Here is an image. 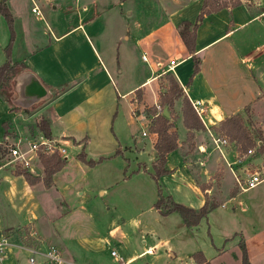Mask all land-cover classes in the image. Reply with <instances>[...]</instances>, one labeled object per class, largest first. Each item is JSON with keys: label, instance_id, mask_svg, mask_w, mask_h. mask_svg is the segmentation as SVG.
<instances>
[{"label": "crops", "instance_id": "crops-1", "mask_svg": "<svg viewBox=\"0 0 264 264\" xmlns=\"http://www.w3.org/2000/svg\"><path fill=\"white\" fill-rule=\"evenodd\" d=\"M224 1L227 6L206 14L195 30L194 57L199 69L193 74V56L187 51L178 30L182 21H196L203 0H6L13 15L11 56L14 61H21L25 65L20 80H36L45 88L46 94L31 102L34 99L25 97L18 85L12 93L23 101L22 104L0 97V105L3 102L12 115L2 122L3 126L7 123L9 128L6 136L4 129L0 142L16 136L17 130L13 131V126L17 118L25 116L20 111L16 112V108L33 106L42 101L35 113L50 124L53 142L64 149L62 157L66 162L62 139L65 141L68 138L85 140L88 143L86 154L94 159L100 158L102 162L118 160L120 154H115L117 148L122 157L130 159L124 153L126 151L121 150V142L115 143L109 135L113 115L117 114L115 109L123 102L129 110L128 124L134 126L138 117L131 111H142L145 105H160L159 79L169 72L189 102L201 103L205 127L193 129V143L186 145L189 129L183 123V97L173 102L168 116L169 121L174 123L171 131L177 134V148L166 156L165 167L169 172L158 179L161 193L164 197L170 196L174 202L193 208L201 207L207 197L214 200L217 206L207 214V219L216 211L223 217L236 214L237 196L247 191L237 186L227 165L237 157V147L229 140L222 157L211 141L210 127H218L223 119L235 114H240L244 120L245 108L255 107L264 100V1L239 0L238 4H231L233 0ZM151 7H157L161 14L153 24L144 28L137 19L129 22L135 12L138 16L139 10L143 12L144 8ZM149 38L152 40L148 43L145 40ZM9 41L10 30L0 13V65L6 61L4 49ZM123 41V58H120L118 51ZM146 51L151 53V58ZM171 60L175 63L173 67ZM143 65L146 73L141 76L138 72L144 69ZM61 87L65 89L59 91ZM175 115H180V118L174 120ZM142 116L141 131L132 129L129 144H124V150L136 153L146 149L152 170L139 171L140 164L144 162L136 158L138 168L135 173L150 176L154 172V145L158 136L150 130L149 119ZM263 123L264 120L259 122L262 142L259 141L258 146L264 145ZM143 131L145 135H142ZM138 141L143 148H137ZM259 153L263 154L264 151ZM249 164L264 169V162L261 165ZM124 165L125 161L121 159L120 168ZM237 171L244 176L243 166L238 167ZM57 173L53 174L50 187H45L42 182L34 184L38 188V184L42 183V188L37 190V202L31 203L32 206L35 204V209L42 211L47 220L53 222L63 219L69 210L59 200L45 202L39 195L53 192ZM227 174L231 176L233 186L231 195L225 198L221 184ZM149 182L153 188L151 198L155 203L158 198L157 184L151 177ZM150 188L148 183L149 196ZM194 195L197 196L195 203L191 202V198L195 199ZM154 203L155 219H167L178 213L174 211L161 216ZM140 215L137 213L109 223L107 235L99 233L87 237L75 234V246H72L75 250L66 244L74 235L69 236L62 228L58 233L60 245L57 248L66 264H162V259L168 253L162 247L163 238L158 234L160 229L151 228L146 218L142 219ZM259 219V228L253 232L257 237L256 246L264 255V239H259L264 235V216ZM182 222L180 229L185 225L183 219ZM114 239L118 240L116 248H113ZM42 240L41 244L45 239ZM239 240L245 245L244 238L239 237ZM41 244L39 248L43 252L46 248L43 249ZM108 248L113 263L100 257ZM112 250L121 260L111 254ZM17 252V247L10 245L4 264H30L28 258L31 254L28 251H22V254ZM196 252L199 250H193L188 260L177 258L170 252L173 260L169 264H198L192 257ZM224 252V249H220L217 255ZM35 261L36 264H49L41 254L35 257Z\"/></svg>", "mask_w": 264, "mask_h": 264}, {"label": "rangeland", "instance_id": "rangeland-1", "mask_svg": "<svg viewBox=\"0 0 264 264\" xmlns=\"http://www.w3.org/2000/svg\"><path fill=\"white\" fill-rule=\"evenodd\" d=\"M138 12L140 14L138 13L137 16L135 12L129 22L137 19L142 22L141 24L144 28H147L161 17L157 7L144 8L143 12H140V10ZM84 13L85 11L83 15ZM151 40L152 39L149 38L145 41L149 43ZM123 50L124 41L118 51L121 54L120 58H123ZM146 54L151 58V53L149 51H146ZM18 63H20V65L22 64L21 61H18ZM144 65H146V63ZM145 69L146 67H144V69H139V75H144L146 73ZM22 72L23 68L13 77L10 84H13L12 89L19 85L22 90L21 93L26 97L29 95L27 91L30 81L27 78L20 80ZM167 74L162 75L159 79L160 91H166L169 86ZM9 101L15 104H18V102L22 104L23 102L19 100V98L17 99L15 94L11 95ZM30 101L34 102L35 99ZM261 102L255 107L251 106L248 108L247 113H245V119L243 120L244 127L249 131L252 137H257V131L260 127L259 122L264 120V100L262 103ZM41 103L42 101L33 106L31 103V106L24 105V108H16V112L20 111L21 115H25L17 118L15 126H13L15 127L13 131L17 130L15 132L16 136H14L13 139L3 140L5 142L1 141L2 143H6L7 152L0 158V237H6L10 240V243L31 247L39 252H42L39 248L41 244L40 241L45 239L41 244L43 249L46 248V250L42 252L44 253L49 250L51 246H56L57 248V246L60 245V236L58 233L61 232L63 228L69 236L74 235L73 238L67 240L66 244L69 245L72 250H75L72 247L75 246V234L87 237H92L99 233L107 235L109 223L112 224V222L127 219L130 216L140 213L142 214L140 215L142 219L146 218V223L151 228L155 230L160 229V231L158 230V234L163 238L162 247L165 248L168 253L167 257L162 259V264H169L173 260V257L169 256L170 252H173L177 258L181 257L184 260H188L190 253L195 249L196 251L199 250L204 253L206 257L210 259L211 264H242V251L239 237L245 240V248L251 264H264V255H261L256 246L257 237L253 232L257 231L259 228V218L264 216V179L254 188L247 189L242 195L237 196L236 204L238 205L235 207L236 214H230L228 217L219 216V212L216 211L210 218H202L196 227L189 228L183 224L184 226L181 229L179 224L183 222L179 213H174L167 219L163 217H161L160 220L155 219L157 213L152 206L154 200L152 201L153 198H151L153 194L152 184L149 182L151 176L148 174L135 173L138 168L136 158H140V161L144 162V164H140L139 171H144L145 169L146 172H149L152 170L148 161L146 149L145 151L141 149L139 152L130 153L128 150H124V144H129L128 141L130 140L132 129H137L139 132L141 131L143 127L140 122V119L143 117L142 114L149 119L151 125L154 116L153 112L157 111V113H160L161 107L158 108L145 105L142 111L133 109V111H131L132 114L135 113L138 117L137 123H135L134 126L128 124L129 110L123 102H120L115 109L117 110V114L115 113L113 115V120L109 128V135L111 134L114 138H112V140L115 143H117V141L121 142V150L123 152L126 151L124 153H126V156L128 155L130 159L122 157L121 151L117 148L115 154H120L117 156L118 160L102 162V159H94L86 154L88 143L85 140L75 141L68 138L63 141L62 139V144L66 149V153L63 156L67 157V162L54 177L55 185L52 190L53 192L50 194H40L39 198L45 202H47V200L53 201V199H57L69 211L66 216L59 221L53 222L47 220L40 209L34 208L36 207L35 204L34 206L31 205L32 202H37L38 197L36 193L39 188H42V183L38 184L37 188V185H29L24 177L15 175L16 168L20 166L11 162L13 158L10 151V149L14 147L20 148L21 150H28L30 144L36 145V149L34 148L35 150L40 149V145H42L40 143L44 141V138L36 127L35 123L39 114L35 112H37V107L41 105ZM180 112L181 111H178V114H181ZM171 113L174 114L173 109H171ZM203 116L205 117V115ZM11 117L12 115L9 114L7 107L1 102L0 140L3 137L4 131L2 122ZM167 118L170 117L168 116ZM176 118H180V115H175L173 117L174 120H176ZM170 123L174 125L172 121H170ZM210 128L212 133L224 135L230 140V143H235L237 147L236 153H238L237 157L240 156L247 163H254L255 165H261L264 162V153L261 154L259 153L260 151H255L251 156L244 157L247 151L244 148V144L239 141V143L241 142L240 146L235 141H231L233 136L232 132H228L221 124H219L218 127L212 126ZM171 129L172 128H170L169 131H171ZM262 129L264 131V123ZM10 133L11 132H9V134ZM191 136L193 138V135H187L186 145L190 146L191 143H193ZM42 146H44L43 150L48 152L54 149L49 143L47 145L43 144ZM136 146L138 149L143 148V144L139 141ZM81 151L85 152L86 161L79 158V153ZM135 154H137V157H135ZM26 156L32 163L31 169L28 170L36 176H44L45 172L37 155L30 151ZM121 159L125 161L123 168H120ZM253 159H255L254 162ZM88 161L93 162L91 163ZM249 166L252 167L253 165L249 164ZM232 182L231 176L227 174L225 180H223L221 184L222 195H224L225 198L231 195ZM148 183L151 186L150 196L147 191ZM194 197L195 199L191 198V202L193 203L197 202V196L194 195ZM239 202H241V205H239ZM243 206L246 208L248 207V209H242ZM54 211L55 210L52 212ZM230 211H233V208H230ZM32 213L37 216L34 217ZM160 215L162 216V214ZM236 232L238 233L237 235H235ZM48 237L50 238L48 239ZM259 239H264V235H261ZM117 242L118 240L114 239L113 248H116ZM220 249H224L225 252L218 256L217 253ZM22 251L24 250L18 249L17 253L21 252L22 254ZM109 252L110 249L108 248L104 253L100 254V257L102 259L104 258L108 263H113V257L110 256ZM23 256H25L24 253ZM36 256L37 255H35V257Z\"/></svg>", "mask_w": 264, "mask_h": 264}, {"label": "trees", "instance_id": "trees-1", "mask_svg": "<svg viewBox=\"0 0 264 264\" xmlns=\"http://www.w3.org/2000/svg\"><path fill=\"white\" fill-rule=\"evenodd\" d=\"M239 0L231 1V4H238ZM227 6V2L224 0H203V5L200 13L198 14L196 21L191 23L190 21L184 20L179 25V36L182 39L187 51L193 56V74L198 72V61L194 57L195 52V30L199 23L202 21L203 17L211 12L217 11L222 7ZM0 13L5 18L9 30H10V41L5 47L6 61L0 65V97L9 100L12 92L13 84L11 85V80L13 77L20 71L21 68H25V65L14 61L11 56V46L14 39V29H13V15L7 7L6 0H0ZM169 79V86L166 91H160V113L157 111L153 112V119L151 121L150 130L155 132L158 136L157 141L154 145L155 148V162L153 164V173H150L151 178L157 184V200L154 203V207L159 211L160 214L166 215L171 212H178L185 225L189 228L196 227L199 221L206 217L207 214L217 206V203L206 198L204 204L199 208L189 207L171 200L170 196L164 197L161 193V188L158 184V179L164 174H167L169 171L165 167L166 156L169 152L177 148V136L173 131H169L171 128V123L169 118L162 114L163 107H167V111L173 106V102L183 97L182 113H183V123L187 129H189L188 134L192 135L191 131L193 129L198 130L204 128L205 126L201 122L200 118L197 116L194 111L191 102L184 97V93L175 77L171 74H167ZM65 87V86H64ZM61 87L59 91L64 90L65 88ZM248 109V108H247ZM245 108V113H247ZM36 127L39 132L42 133L44 138L52 139L51 128L48 121L43 117L39 116L36 120ZM221 126L225 128L228 132H232L231 141H235L241 146L244 144V148H256V151H264V145L261 144L258 146V142H262L261 131L258 129L257 137H252L249 131L244 127L243 118L240 114H235L231 117H226L221 121ZM8 124H4L5 136L8 134ZM192 138V136H191ZM239 141H241L239 143ZM5 142V141H3ZM7 152L6 143L0 142V158ZM37 157L43 167L45 172L44 176H36L32 174L28 169L17 167L15 175L24 177L25 181L29 185H34L38 182H42L45 187H50L52 185V176L54 173L59 171L66 163L64 157H62L58 152H47L43 149L36 151ZM79 158L83 161L85 160V152L81 151L79 153ZM93 162V161H88ZM240 248L242 251V264H251L248 259L247 251L243 242L240 243ZM195 261L198 264H210L202 254V252H196L192 255Z\"/></svg>", "mask_w": 264, "mask_h": 264}, {"label": "built area", "instance_id": "built-area-1", "mask_svg": "<svg viewBox=\"0 0 264 264\" xmlns=\"http://www.w3.org/2000/svg\"><path fill=\"white\" fill-rule=\"evenodd\" d=\"M257 1H264V0H257ZM33 9H35V7ZM142 57H143V59H146L144 56H142ZM170 65H171V67H173L175 65L173 60L170 61ZM191 105H192L194 111L196 112V114L198 115V117L200 118L201 122L205 126V123L203 122V119H202V115H203L204 111L201 107V103L199 101H193V102L191 101ZM159 107L160 106H158V108ZM145 134L146 133L143 131L142 135H145ZM210 137H211V141L214 145V148L219 151V153L222 155V157H224V150L223 149L229 143V140L224 135H220V134L212 133V132H210ZM48 143L51 144L54 148L51 152L55 151V152H58L60 155H62V153L64 152V149L59 148L53 142V139L44 138V141H42L40 144H42V145L46 144L47 145ZM259 144L260 143L258 142V145ZM42 145H40L41 146L40 149H44V146H42ZM35 147H36L35 144L34 145L30 144L28 150H21L20 148H17V147L11 148L10 151H11V156L13 158L11 162H14L15 165H18L22 168L31 169L32 163L26 155L30 151L36 154V151L39 149L35 150L36 149ZM255 151H256L255 147L254 148H248L244 157L251 156L252 154L255 153ZM227 165L229 166V168L233 174L235 183L237 184V186L241 190H247V189L253 188L264 179L263 167H259V168L255 167V166L250 167L249 163H247L240 156L237 157L233 162H227ZM241 166H243L244 176L236 171L238 169V167L240 168ZM234 167H236V168H234ZM9 241L10 240H8V238H6V237H0V264H4V259L6 258V250L10 245H15L18 249L28 251L31 254V256H29L28 260L32 264L35 263V255H38V254L43 255L49 264H66L67 263L65 261V259L62 257L60 250L57 249L55 246H51L49 248V250L42 253V252H39V251H37L31 247H27L24 245L21 246L20 244H13V243H10ZM111 254L113 256H116V258L118 260H121V257H119L116 254L115 250H112Z\"/></svg>", "mask_w": 264, "mask_h": 264}, {"label": "water", "instance_id": "water-1", "mask_svg": "<svg viewBox=\"0 0 264 264\" xmlns=\"http://www.w3.org/2000/svg\"><path fill=\"white\" fill-rule=\"evenodd\" d=\"M28 97H31L33 99L42 97L46 94L45 88L36 80H30V84L27 91ZM163 115L168 117V111L167 107H164L163 109Z\"/></svg>", "mask_w": 264, "mask_h": 264}]
</instances>
